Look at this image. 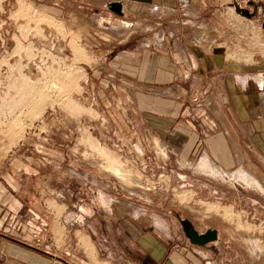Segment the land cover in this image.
Instances as JSON below:
<instances>
[{"label":"rangeland","instance_id":"obj_1","mask_svg":"<svg viewBox=\"0 0 264 264\" xmlns=\"http://www.w3.org/2000/svg\"><path fill=\"white\" fill-rule=\"evenodd\" d=\"M224 1L202 14L255 13L247 0ZM94 20L66 22L40 0H0L1 232L53 237L88 259L100 252L81 225L117 246L148 231L178 246L191 244V231L213 232L209 243L232 264H264V165L245 168L244 181L214 165L219 180L196 169L197 152L171 148L169 125L182 124L197 97L138 83L144 70L112 61L119 39Z\"/></svg>","mask_w":264,"mask_h":264},{"label":"crops","instance_id":"obj_2","mask_svg":"<svg viewBox=\"0 0 264 264\" xmlns=\"http://www.w3.org/2000/svg\"><path fill=\"white\" fill-rule=\"evenodd\" d=\"M40 2L66 22L106 20L112 28L109 41L119 39L118 55L112 61H121V67L128 71L144 70L138 83L175 86L182 94L190 93L191 100L197 97V102L190 104L192 113L189 109L183 112L185 123L176 122L173 128L169 125L167 144L179 153L183 150L188 158L196 152L202 156L196 166L198 171L213 178L219 174L217 179L224 180V174L214 166L218 165L222 171L238 170L246 180L245 168L256 174L257 165H264V0H247L254 15L207 10L204 17L202 10L206 6L230 2ZM112 2L122 5L121 15L108 9ZM173 135L179 138L173 139ZM202 163L212 165L218 174L205 170ZM79 228L94 241L99 255L94 252L89 259L80 258L67 248L53 246L54 238L49 236L32 242L20 239L9 227L1 232L0 221V264H232L210 243L178 246L148 231L137 233L139 236L132 240H122L117 246L109 243L107 236H98L91 225Z\"/></svg>","mask_w":264,"mask_h":264},{"label":"water","instance_id":"obj_3","mask_svg":"<svg viewBox=\"0 0 264 264\" xmlns=\"http://www.w3.org/2000/svg\"><path fill=\"white\" fill-rule=\"evenodd\" d=\"M108 9L117 14V15H121L122 14V5L120 3L117 2H112L110 4H108ZM248 12H244V15H247ZM263 30H264V26H263ZM189 238L190 241L194 244H198V245H203L212 241L216 240V235L213 232H208L205 234H201L198 235L195 232L191 231L189 233Z\"/></svg>","mask_w":264,"mask_h":264},{"label":"bare ground","instance_id":"obj_4","mask_svg":"<svg viewBox=\"0 0 264 264\" xmlns=\"http://www.w3.org/2000/svg\"><path fill=\"white\" fill-rule=\"evenodd\" d=\"M204 160H206V159H204ZM207 162H208V161H207ZM210 162H211V161H210ZM199 166L201 167V164H200ZM202 166H203V168H204L205 170L210 171V172H212V173H214V174L216 173V172H214V170L211 168L212 165H209V164H203V163H202ZM200 167H199V168H200ZM197 170H198V169H197ZM205 172H206V171H205ZM240 172H241V171H240ZM241 173H242V172H241ZM244 173H245V172H244ZM207 174H209V173H207ZM217 174H218V172H217ZM217 174H216V175H217ZM242 174H243V173H242ZM218 176H219V174H218ZM218 176H217V177H218ZM240 176H242V175H240ZM213 177H214V176H213ZM217 177H215V178H217ZM220 177H221V176H220ZM245 177H246V175H245ZM248 177H249V176H248ZM245 179H246V178H245ZM243 181H244V180H243ZM247 181H249V180H247ZM246 183H247V182H246ZM248 184H249V182H248ZM253 184H254V183H253ZM250 186H251V185H250ZM256 186H257V185H256ZM255 249H256V248H255Z\"/></svg>","mask_w":264,"mask_h":264},{"label":"built area","instance_id":"obj_5","mask_svg":"<svg viewBox=\"0 0 264 264\" xmlns=\"http://www.w3.org/2000/svg\"><path fill=\"white\" fill-rule=\"evenodd\" d=\"M36 239H37V241H39L38 238H36Z\"/></svg>","mask_w":264,"mask_h":264}]
</instances>
